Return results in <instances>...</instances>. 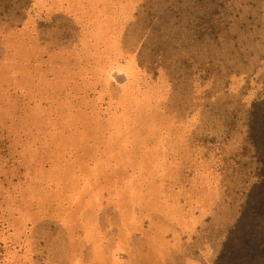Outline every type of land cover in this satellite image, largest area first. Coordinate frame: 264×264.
Segmentation results:
<instances>
[{"label": "rangeland", "instance_id": "obj_1", "mask_svg": "<svg viewBox=\"0 0 264 264\" xmlns=\"http://www.w3.org/2000/svg\"><path fill=\"white\" fill-rule=\"evenodd\" d=\"M131 255L264 264V0H0V264Z\"/></svg>", "mask_w": 264, "mask_h": 264}, {"label": "bare ground", "instance_id": "obj_2", "mask_svg": "<svg viewBox=\"0 0 264 264\" xmlns=\"http://www.w3.org/2000/svg\"><path fill=\"white\" fill-rule=\"evenodd\" d=\"M146 256V255H145ZM171 263V262H170ZM126 264H168V261L166 259H160V258H154L153 256L149 257V259H144L143 262H136L134 257L131 255L129 258L128 263Z\"/></svg>", "mask_w": 264, "mask_h": 264}]
</instances>
